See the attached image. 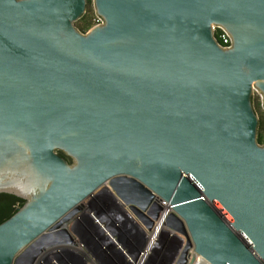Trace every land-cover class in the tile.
Returning a JSON list of instances; mask_svg holds the SVG:
<instances>
[{"label": "water", "instance_id": "1", "mask_svg": "<svg viewBox=\"0 0 264 264\" xmlns=\"http://www.w3.org/2000/svg\"><path fill=\"white\" fill-rule=\"evenodd\" d=\"M0 0V264L71 243L109 182L211 264H264V0ZM224 30V46L215 29ZM63 152L69 162L59 154Z\"/></svg>", "mask_w": 264, "mask_h": 264}, {"label": "built area", "instance_id": "2", "mask_svg": "<svg viewBox=\"0 0 264 264\" xmlns=\"http://www.w3.org/2000/svg\"><path fill=\"white\" fill-rule=\"evenodd\" d=\"M101 23L98 17L95 26ZM220 38L224 46L231 44L224 30ZM157 201L163 209L149 229L144 219L150 218V210L127 204L106 182L79 204V212L68 226L63 225L72 242L46 249L35 264H179L188 238L167 225L174 212L170 203ZM138 210L144 219L137 215ZM186 264L211 263L192 247Z\"/></svg>", "mask_w": 264, "mask_h": 264}, {"label": "trees", "instance_id": "3", "mask_svg": "<svg viewBox=\"0 0 264 264\" xmlns=\"http://www.w3.org/2000/svg\"><path fill=\"white\" fill-rule=\"evenodd\" d=\"M87 7L86 13L75 23L77 29L83 33L88 32L95 24L93 21L95 11L93 9L92 0H88ZM221 33L222 30L217 28L215 31V37L218 39L219 43L224 45L222 39L220 38ZM253 107L259 117L258 142L260 144H264V109L259 98L255 99L253 97ZM59 154L71 162V159L63 152L59 151ZM24 203L25 201L23 199L14 195L5 193L0 194V224L13 216L24 205Z\"/></svg>", "mask_w": 264, "mask_h": 264}, {"label": "rangeland", "instance_id": "4", "mask_svg": "<svg viewBox=\"0 0 264 264\" xmlns=\"http://www.w3.org/2000/svg\"><path fill=\"white\" fill-rule=\"evenodd\" d=\"M92 1H93V0H92ZM87 4H88V3H87ZM87 8H88V7H87ZM93 9H94V11H95L94 4H93ZM97 20H98V16H97L96 13H95V16H94V18H93V21H94L95 24H96ZM95 24H94V26H95ZM253 97H254L255 99L259 98V100H262V99H261V95H260V93H259L258 91H256V90H255V92H254ZM263 109H264V108H263ZM66 224H67V223H66Z\"/></svg>", "mask_w": 264, "mask_h": 264}, {"label": "bare ground", "instance_id": "5", "mask_svg": "<svg viewBox=\"0 0 264 264\" xmlns=\"http://www.w3.org/2000/svg\"><path fill=\"white\" fill-rule=\"evenodd\" d=\"M99 189H100V188H99ZM93 193H94V192H93ZM93 193H92V194H93ZM90 196H91V195H90ZM85 200H86V199H84L82 202H84ZM82 202H81V203H82ZM81 203H80V204H81ZM68 224H69V223H67L66 225L68 226Z\"/></svg>", "mask_w": 264, "mask_h": 264}]
</instances>
